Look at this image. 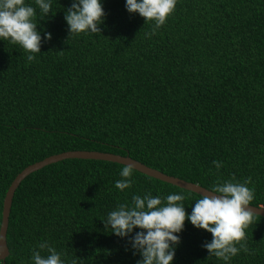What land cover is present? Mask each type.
I'll return each mask as SVG.
<instances>
[{"label": "trees", "instance_id": "obj_1", "mask_svg": "<svg viewBox=\"0 0 264 264\" xmlns=\"http://www.w3.org/2000/svg\"><path fill=\"white\" fill-rule=\"evenodd\" d=\"M71 2L51 0L54 13L38 18L51 38L32 62L0 41V220L12 179L66 150L128 155L209 190L250 178L251 204L264 207V0H177L150 35L152 22L125 0H102L101 33L68 36ZM124 166L67 158L27 175L12 197L4 264H31L33 250L46 256L43 241L64 264H136L127 240L104 230L107 212L146 192L183 193L190 212L201 195L134 169L120 191ZM245 233L252 254L229 264H264V216ZM179 236L172 264H224L201 247L211 233L185 220Z\"/></svg>", "mask_w": 264, "mask_h": 264}, {"label": "clouds", "instance_id": "obj_2", "mask_svg": "<svg viewBox=\"0 0 264 264\" xmlns=\"http://www.w3.org/2000/svg\"><path fill=\"white\" fill-rule=\"evenodd\" d=\"M34 2L39 15L25 0H0V41L19 45L27 53V62H32L35 55L41 53L42 39L51 38L48 32H44L42 38L37 28L38 18L45 19L50 10L53 12L51 0ZM176 3L177 0H125L124 7L128 13L141 16L144 23L152 22L151 33H145L150 35L165 23ZM105 15L102 0H72L64 10L68 36L101 33L99 26ZM212 163L217 170L222 166L215 160ZM119 176L121 179L114 184L116 189L123 191L131 187L130 165L122 167ZM249 182L250 178H245L242 183L225 180L213 185L208 190L211 194H201L194 200L190 212L185 210L183 193H172L163 198L153 196L151 192L133 195L130 203L119 204L101 221L107 233L127 240L133 254L140 257L136 264H172L185 220L195 228L211 233V239L201 245L207 250V258L215 257L229 264L239 252L252 254L245 230L253 223L257 212L248 207L254 199ZM37 248L46 250L47 255L33 250L29 258L31 264H64L61 253L47 241L39 243Z\"/></svg>", "mask_w": 264, "mask_h": 264}, {"label": "water", "instance_id": "obj_3", "mask_svg": "<svg viewBox=\"0 0 264 264\" xmlns=\"http://www.w3.org/2000/svg\"><path fill=\"white\" fill-rule=\"evenodd\" d=\"M67 158H80V159H97L116 162L122 165H130L132 169L137 170L143 174L154 177L161 181L173 184L180 188L193 191L197 194H211L209 189L193 182H189L178 178L176 176L165 174L155 168L149 167L144 163L131 158L128 155H120L111 152H102L96 150H66L59 153L48 155L41 160L33 162L24 167L10 182L2 202L1 220H0V261L4 264L5 258L8 256V248L6 244V229L8 224V216L10 212L12 197L15 189L19 183L31 172L42 168L45 165L54 163ZM248 207L256 211V215L264 216V207L250 204Z\"/></svg>", "mask_w": 264, "mask_h": 264}]
</instances>
